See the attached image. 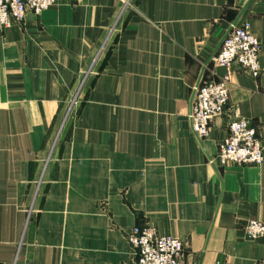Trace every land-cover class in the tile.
<instances>
[{"label":"crops","instance_id":"0c3cea01","mask_svg":"<svg viewBox=\"0 0 264 264\" xmlns=\"http://www.w3.org/2000/svg\"><path fill=\"white\" fill-rule=\"evenodd\" d=\"M245 23L261 74L232 67L200 139L194 87L227 74L213 58ZM234 110L264 146V0H57L0 28V264H136L128 233L148 225L183 264H264L245 232L264 163L209 164Z\"/></svg>","mask_w":264,"mask_h":264},{"label":"built area","instance_id":"2783aa9c","mask_svg":"<svg viewBox=\"0 0 264 264\" xmlns=\"http://www.w3.org/2000/svg\"><path fill=\"white\" fill-rule=\"evenodd\" d=\"M57 4V0H0V28L7 29L23 22L29 13L39 16ZM262 44L250 31L249 25L232 26L222 42L213 62L227 70L218 82L194 87V100L189 113L193 133L206 139L211 122L224 116L230 100L232 67L238 65L253 78L261 74L260 52ZM228 136L219 146L216 157L209 164L219 167L229 165H255L264 163V146L257 130L237 110L228 122ZM249 240L264 236V222L251 220L245 228ZM128 241L136 254V264H183L185 246L182 240L159 234L154 226L134 227L128 233Z\"/></svg>","mask_w":264,"mask_h":264},{"label":"rangeland","instance_id":"374dc122","mask_svg":"<svg viewBox=\"0 0 264 264\" xmlns=\"http://www.w3.org/2000/svg\"><path fill=\"white\" fill-rule=\"evenodd\" d=\"M75 100H78V98L77 99H75ZM76 102L73 100V103H72V105H74ZM72 105H71V108H72ZM71 112H72V109H70V110H68V114H71Z\"/></svg>","mask_w":264,"mask_h":264}]
</instances>
